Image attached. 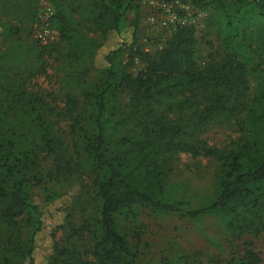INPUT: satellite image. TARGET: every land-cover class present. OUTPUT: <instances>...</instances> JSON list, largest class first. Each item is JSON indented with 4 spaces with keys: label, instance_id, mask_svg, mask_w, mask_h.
Here are the masks:
<instances>
[{
    "label": "trees",
    "instance_id": "obj_1",
    "mask_svg": "<svg viewBox=\"0 0 264 264\" xmlns=\"http://www.w3.org/2000/svg\"><path fill=\"white\" fill-rule=\"evenodd\" d=\"M44 1L53 9L49 26L56 33L45 45L33 37L39 0H0L5 17L31 23L35 42L25 47L18 27L0 24L4 43L10 40L9 51H0V264H34L42 213L33 187L84 176L90 183L80 185L50 233L46 264H138L132 242L142 233L139 207L188 219L212 214L241 242L239 264H260L255 242L264 236V0H154L207 9L223 52L202 65L193 25L177 26L153 53L136 45V22L123 21L139 12V0ZM111 37L115 42L98 68L95 59ZM126 53L129 63L122 65ZM51 60L64 66L58 69L65 77L61 104L51 91L31 86L55 76ZM134 60L142 65L135 75L127 71ZM212 129L230 133L229 140L209 144L204 136ZM179 154L219 162L210 203L189 209L165 200ZM25 211H37L28 241ZM121 218L134 227H123ZM196 255L202 260L190 263L181 255L172 264H204Z\"/></svg>",
    "mask_w": 264,
    "mask_h": 264
},
{
    "label": "rangeland",
    "instance_id": "obj_2",
    "mask_svg": "<svg viewBox=\"0 0 264 264\" xmlns=\"http://www.w3.org/2000/svg\"><path fill=\"white\" fill-rule=\"evenodd\" d=\"M43 1L39 0L37 6L41 5ZM139 2V12L137 14L134 11L128 13L123 21V26L136 22L138 39L136 45L153 53L170 38L177 23H170L169 27H161L160 22L162 19L170 18L168 14L163 12L162 9L152 7L149 0H139ZM165 4L172 6L178 19L193 23L198 39L196 60L200 65L209 61V57L216 59L221 57L223 45L217 41L215 32L208 25L207 9L205 12L197 9L192 11L186 3H182L180 7L174 2H166ZM136 5L137 1L134 3V6ZM4 12L0 8V24L15 25L20 29L17 35L20 42L28 48L34 45L33 37L29 34L31 23L23 19L19 21V19L5 17ZM150 17L154 18V22L149 21ZM1 25L0 51L8 52L9 50L6 47L10 45V40L5 42L6 44L4 43L1 36ZM114 42L115 38L111 37L107 47L99 50L100 52L95 59V65L98 68L102 55L109 50ZM25 50L23 49L24 54ZM127 56V53L122 56V65L129 63ZM49 64V73L55 76L51 79L38 78L31 86L35 91H51L54 99L61 104L65 90V77L58 72V69H64V66L52 60ZM141 67L142 65L134 60L127 71L135 75ZM249 80L251 86H253L250 77ZM96 81L97 75L92 73L88 83L93 84ZM127 99L128 95L126 93H122L119 97V100L123 103ZM204 137L211 145L223 146L229 140L230 133H226L224 130L212 129ZM219 173L220 164L214 159L207 157L193 158L187 154H179L173 160L172 171L166 181L164 198L170 203L181 202L185 204L184 208L189 209H196L208 204L215 197V186ZM82 183L88 186L90 181L85 176L73 177L68 180L45 181L35 185L31 190L33 202L40 208L42 213L41 230L36 235L35 240L34 264L47 263L52 247L50 233L53 228L63 222L65 207L70 203L73 196L78 195ZM135 211L138 215L137 224L143 225L140 227L141 236L138 240L134 239L132 242L137 251L140 252L138 264H172L181 255L189 256L190 263H192L201 259L200 256L196 255L197 253L203 255L204 264H215L219 261H223L222 264H239L240 262L243 250L241 242L233 241L212 214H203L195 219H188L178 214L153 213L147 207H139ZM36 219L37 211H25L23 220L26 224L24 238L27 241L31 237L34 226H36ZM120 223L127 229H131L135 225L125 223L124 218L120 219ZM62 237H64V233H58V239ZM255 250L260 255V264H264V236L255 242ZM194 254L196 256L193 257ZM212 259H214V263Z\"/></svg>",
    "mask_w": 264,
    "mask_h": 264
},
{
    "label": "built area",
    "instance_id": "obj_3",
    "mask_svg": "<svg viewBox=\"0 0 264 264\" xmlns=\"http://www.w3.org/2000/svg\"><path fill=\"white\" fill-rule=\"evenodd\" d=\"M248 1H260V0H248ZM174 3L177 4L179 7L181 6V3H179L178 1H174ZM149 4L152 7H157L159 9H162L163 12L168 14V17H170L169 19L167 18L166 20L162 19V21L160 22L161 27H164V28L169 27L170 23L174 24L175 22L177 23V26L193 25V23L189 22L188 20L178 19L175 15V12L172 6L170 5H167L165 3H160L154 0H149ZM53 14L54 13H53V9L51 8V6L47 2L43 1L41 3V8L39 10L38 18H37L38 19L37 24H35L34 26V33H33V37L41 44L45 45L53 41L56 37V33L49 26V19L53 16ZM149 21L154 22V18L150 17Z\"/></svg>",
    "mask_w": 264,
    "mask_h": 264
}]
</instances>
